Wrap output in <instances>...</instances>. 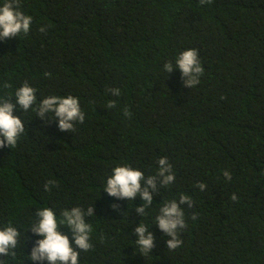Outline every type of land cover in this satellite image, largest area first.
<instances>
[{
    "label": "trees",
    "instance_id": "trees-1",
    "mask_svg": "<svg viewBox=\"0 0 264 264\" xmlns=\"http://www.w3.org/2000/svg\"><path fill=\"white\" fill-rule=\"evenodd\" d=\"M19 5L32 24L27 35L0 41V97L12 94L14 101L27 81L37 102L78 97L85 120L67 133L57 120L38 118L35 105L14 110L25 133L16 146L0 149V229L10 224L21 235L15 256H0L3 264H35L29 256L42 237L30 228L38 209L53 208L59 220L62 209L76 206H94L86 217L93 248L80 252L79 264H264V0ZM190 48L205 70L194 88L183 86L179 69L163 68ZM110 88H119V97ZM110 100L115 108L106 107ZM161 157L175 181L160 188L148 215L135 212L139 197L116 200L103 191L116 166L154 175ZM48 180L55 181L50 192L43 187ZM182 194L194 205L183 206L182 246L169 250L155 217ZM139 223L156 237L147 255L136 244Z\"/></svg>",
    "mask_w": 264,
    "mask_h": 264
},
{
    "label": "clouds",
    "instance_id": "clouds-1",
    "mask_svg": "<svg viewBox=\"0 0 264 264\" xmlns=\"http://www.w3.org/2000/svg\"><path fill=\"white\" fill-rule=\"evenodd\" d=\"M213 0H200L201 5L211 4ZM20 9L19 0H4L0 6V41H7L30 32L32 17L26 15ZM39 31L45 32L41 26ZM164 71L168 74L174 69H179L183 86L194 88L201 81L204 74L199 53L197 49H186L175 59V63L169 61L163 65ZM49 75V74H45ZM5 89L10 85L5 83ZM111 95L119 97V88H110ZM37 89L25 81L14 93L0 97V149L14 147L20 137L25 133V125L20 117L13 115L14 110L20 109L29 111L35 105V112L38 118L45 122L57 120V128L61 132L73 133L76 131L77 123H84L85 113L81 110L79 98L71 95L65 97L48 96L37 102ZM117 101H108L106 107H116ZM125 117L130 118L132 113L125 108ZM158 169L154 175L145 176L144 172L132 168L129 165L116 166L112 174L107 178L103 191L116 200L134 201L137 197L143 203L135 207V212L140 216L148 215L146 211L153 204L154 196L158 195L160 188L170 186L175 181V173L172 164L167 157L158 160ZM226 180H231V173L223 172ZM55 185L54 180H48L44 184L45 191H51ZM204 191L207 185L203 182L196 185ZM231 199L236 202L238 197L233 194ZM194 202L188 195H180L178 200H170L162 204L159 213L155 217V225L169 239L166 240V247L169 250L179 249L183 241L180 233L187 227L184 207L193 208ZM114 211L119 210L118 204L111 206ZM94 215V206H89L85 211L76 206L71 209H62L58 220L53 208L44 207L35 213L36 221L31 225L30 231L42 237L34 242L31 249L30 260L35 264H79L80 252H87L93 248L90 233L92 225L86 222V217ZM192 220H196L197 213L193 212ZM62 226L69 230V234L62 233ZM136 244L143 255H147L155 248L156 237L149 227L139 223L134 228ZM20 232L16 227L5 226L0 229V256L7 257L9 254L15 256L18 247ZM71 237V239H70ZM3 264V260H0Z\"/></svg>",
    "mask_w": 264,
    "mask_h": 264
}]
</instances>
